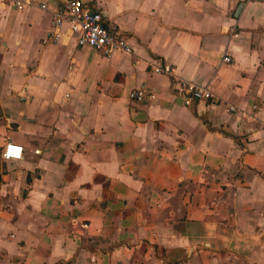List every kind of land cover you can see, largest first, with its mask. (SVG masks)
Instances as JSON below:
<instances>
[{"label": "crops", "instance_id": "0c3cea01", "mask_svg": "<svg viewBox=\"0 0 264 264\" xmlns=\"http://www.w3.org/2000/svg\"><path fill=\"white\" fill-rule=\"evenodd\" d=\"M8 1L0 264H264V1L82 0L131 45L111 57L53 27L65 0Z\"/></svg>", "mask_w": 264, "mask_h": 264}, {"label": "built area", "instance_id": "2783aa9c", "mask_svg": "<svg viewBox=\"0 0 264 264\" xmlns=\"http://www.w3.org/2000/svg\"><path fill=\"white\" fill-rule=\"evenodd\" d=\"M0 3L8 4L9 1L0 0ZM15 5L19 9L23 8L20 3H16ZM41 7L45 9L46 5L43 4ZM52 25L56 30H59L63 26H68L70 31L75 35L79 47H89L105 57H111L116 52L132 53V47L128 43L127 38L116 27L107 26L102 14L93 11L82 0H65L54 12ZM59 38L60 34L58 32L52 34L54 41H58ZM223 61L225 63H232L231 57L227 55ZM154 71L172 76L178 94L185 96L187 104L190 101H208L214 99V94L207 87L196 85L177 77L174 69L169 65L156 67ZM129 96L132 101L146 102L152 97V93L146 88H140L132 90ZM236 110L231 105L227 108L229 112H236ZM22 156L23 148L21 146L8 143L3 149L1 159L5 161L21 160Z\"/></svg>", "mask_w": 264, "mask_h": 264}]
</instances>
